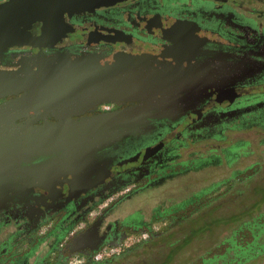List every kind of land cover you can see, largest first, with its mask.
Returning <instances> with one entry per match:
<instances>
[{"label":"flooded vegetation","instance_id":"1","mask_svg":"<svg viewBox=\"0 0 264 264\" xmlns=\"http://www.w3.org/2000/svg\"><path fill=\"white\" fill-rule=\"evenodd\" d=\"M109 1L0 0V141L10 140L5 145L0 142V225L12 231L9 237L0 236V264L232 262L237 246L246 244L232 238L238 226L228 238L203 247L202 253L183 255L181 251L194 238L187 220L205 202L207 191L237 179L238 170L231 162L248 154V140L242 135L249 134L244 130L253 126L264 130V0H198L196 8L191 7L192 0H114L111 6L125 20L122 25L109 13L100 15L82 5ZM89 23L99 24L103 30L86 37L99 40L98 51L109 54L96 61L98 64L110 62L112 56L119 61L141 54L154 63L180 66L196 76L188 84L199 80L202 98L182 92L184 102H170L164 95L167 85L163 90H147L145 103L134 100L115 106L107 102L84 108L75 117L104 116L115 108L132 106L130 125L114 129L110 139L99 145L109 149L108 165L142 155L124 163L123 173L110 168L108 174L103 171L108 177L102 199L75 222L73 215L65 220L55 211L60 202L51 194L39 204H28L27 220L19 221L22 211L18 206L2 200L30 191L46 194L38 185L58 182L62 174H73L78 167L73 149L65 157L66 163L50 156L28 160L22 144L45 135L43 141L38 139L45 145L34 147L39 151L49 147L48 143L73 141V134L60 137L53 125L61 115L69 117L73 125V100H81L87 93L82 86L73 89L72 78H66L64 70L79 67L85 72L89 68L86 61L92 59L91 51L78 45L86 41L77 34L78 29L91 27ZM51 70L59 72L54 80L49 77ZM28 76L37 80L24 82ZM61 77H65V86L56 82ZM28 88L44 93L52 110L43 108ZM73 92L80 94L73 97ZM261 133L258 141L264 143ZM218 166L229 168L228 174L208 190L187 191L179 200L155 199L154 195V204L144 211L141 194L147 199L149 190L160 191L166 180ZM119 207L122 210L117 212ZM103 212L108 217L98 224L97 216ZM245 228L253 231L249 225ZM261 245L264 250V240ZM221 247L233 253L230 259L217 254Z\"/></svg>","mask_w":264,"mask_h":264},{"label":"water","instance_id":"2","mask_svg":"<svg viewBox=\"0 0 264 264\" xmlns=\"http://www.w3.org/2000/svg\"><path fill=\"white\" fill-rule=\"evenodd\" d=\"M113 2L115 1L110 0L109 2H101L94 6L87 3L82 5L94 9V12L100 15L109 13L111 16L117 18L116 23L122 25L125 20L119 17L117 13L118 8L111 6ZM191 2V7H198V0H192ZM95 23H89L91 27L88 29H78L79 33H77L78 36L81 37V41L84 39L86 41L84 43L79 42L78 45L87 46L89 51H91L90 55L92 56L90 57L93 60L86 61L90 64L89 68L85 69V72H81L79 67H73V70L67 67V69L64 70V73L67 74L65 77H69V79L70 77L72 78L70 83L73 82V89H76L77 86H82L83 89L87 90V93L83 94L82 98L80 97L81 100H73V125L66 115H61L62 119L53 125L58 136L64 137L73 134V141L64 140L55 145L48 143L49 147H44L42 150L35 151L34 147H37V145H45V143L40 142L44 140L43 137L45 135L36 139L35 137L28 139L25 141L27 144H22L25 143L23 138L17 139L22 145L27 146H25V148H27L25 154L28 155V160L38 159L39 157L44 159L50 156L60 160V162L63 161V163H66L67 160L65 157L73 149V155L76 154V157L79 158L78 167L73 168V174L66 175L65 177L64 174H62V179L58 182L49 180L44 185H38L39 188L46 191V194L30 191L29 193H24L22 197L2 200L9 201V203H14L18 206L22 211V215L18 218L19 221L24 219L27 220L26 207L28 204H39L42 197L45 196L48 198L49 194H51L52 197H57L60 202L59 207L55 211L60 213V216L65 220L73 215V222H75V219L77 220L79 215L84 214L85 211L91 209L92 206L102 199L101 191H104V181L105 178L108 177L102 174L103 171L108 174V169L110 168L114 173H123L124 170L122 166L124 163L127 164L128 161L138 159L140 155H142L140 152L130 157L127 162L111 163L108 165V160L106 159H110L109 149H106L107 145L103 147L99 145L101 142L110 139L111 135L114 133V129H121L130 125V117L128 114L133 109L132 106V108L129 107L126 110H118L115 108L111 112L103 114L104 116L90 115L86 117H75L78 116L84 108H95L97 104L107 102L113 103L115 106L122 105L126 102L131 103L134 100L145 103L148 94L147 90L154 87L163 90L167 85L169 89L167 88L168 90L164 95L170 99V102H184L183 98L180 97L182 92H189L190 97L193 99L202 98L201 91L198 89L199 80L193 85L188 84L195 75L192 71L183 69L180 66L171 67L170 65L159 64V62L154 63L153 60L147 59L148 57L141 54L125 56L119 61L115 60L112 56L110 62H104L105 64L103 65L98 64L96 61L106 59L109 54H106L107 50L104 49L98 51L97 45L99 40L86 37L89 33L96 32L98 29L103 30L101 25ZM100 39H104V37H100ZM57 73H59L58 70H55V72L51 70L49 72V77L54 80V78L56 79V77H58L55 75ZM80 73L82 74L80 75ZM32 77L33 76L25 77L23 81L33 82L37 80L36 77ZM65 77L57 79L56 82L58 83L60 80L59 85H63L65 83H63ZM9 79L10 78H7L8 81H10ZM13 80H15V78L11 81ZM65 85L66 84H64V86ZM28 92L29 95L39 98L37 100H39V104H43V108H50V110H52V107L48 106L49 101L46 100L48 98L44 97V93L39 92V90L35 91L31 88H28ZM75 93L78 95L80 94V92ZM75 93L73 92V97L78 96ZM218 101L221 103L224 102L223 99ZM77 106L81 108L74 110ZM63 110L64 109L61 108V111ZM0 142L5 145V143L10 142V140L3 139ZM147 150L148 149H145L142 152ZM45 209L47 208L45 207ZM121 210L122 208L119 207L117 212ZM81 217H83V215ZM107 217V213H101L97 216V223L100 224ZM16 222L17 221L13 224ZM5 226V224L0 225V236L8 235L9 237L12 235V231H9L10 228Z\"/></svg>","mask_w":264,"mask_h":264},{"label":"rangeland","instance_id":"3","mask_svg":"<svg viewBox=\"0 0 264 264\" xmlns=\"http://www.w3.org/2000/svg\"><path fill=\"white\" fill-rule=\"evenodd\" d=\"M248 129L244 131L249 135H242V138L248 140L246 145L248 154L240 155L231 162V167L238 170L237 179L231 184L225 183L207 191L205 202L200 205L193 217L187 220L190 226L189 232L194 238L181 254L202 253L203 247L228 238L231 230L238 226L236 235L232 238L237 240V243L246 242L243 244L245 247L237 246L239 250L234 260L222 264H264V250L261 245L264 240V143L258 141L263 135L261 131L264 130L260 126ZM228 169L218 166L188 172L172 180H166L160 191L149 190L148 199H144L145 194L138 197L141 205L150 204V200H154L152 197L154 195L155 199L160 196L167 200L170 198L179 200L187 191L195 192L202 188L208 190L214 182L228 174ZM188 179L189 183L185 182ZM177 181L179 182L176 183ZM230 214H233V217L229 218ZM243 222L246 224L240 226ZM225 223L227 225H224ZM246 225L253 228V231H248ZM224 251V247H221L217 250V254L222 253L225 259H230L233 253L230 250ZM219 260H216L217 264H220Z\"/></svg>","mask_w":264,"mask_h":264},{"label":"crops","instance_id":"4","mask_svg":"<svg viewBox=\"0 0 264 264\" xmlns=\"http://www.w3.org/2000/svg\"><path fill=\"white\" fill-rule=\"evenodd\" d=\"M154 204V200L153 201H151L150 200V204H146V205H143V209H144V211L146 212V211H148V209H150V207L152 206Z\"/></svg>","mask_w":264,"mask_h":264},{"label":"built area","instance_id":"5","mask_svg":"<svg viewBox=\"0 0 264 264\" xmlns=\"http://www.w3.org/2000/svg\"><path fill=\"white\" fill-rule=\"evenodd\" d=\"M78 259V258H77Z\"/></svg>","mask_w":264,"mask_h":264}]
</instances>
